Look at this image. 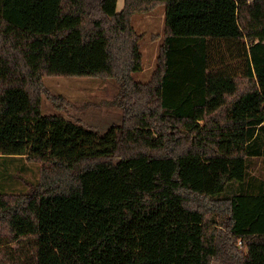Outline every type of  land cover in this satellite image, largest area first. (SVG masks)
<instances>
[{
  "label": "trees",
  "instance_id": "1",
  "mask_svg": "<svg viewBox=\"0 0 264 264\" xmlns=\"http://www.w3.org/2000/svg\"><path fill=\"white\" fill-rule=\"evenodd\" d=\"M197 1L0 0V264H213L228 237L264 264V0H235L233 32L170 31L134 77L133 16ZM53 76L115 80L121 122L44 113Z\"/></svg>",
  "mask_w": 264,
  "mask_h": 264
},
{
  "label": "rangeland",
  "instance_id": "2",
  "mask_svg": "<svg viewBox=\"0 0 264 264\" xmlns=\"http://www.w3.org/2000/svg\"><path fill=\"white\" fill-rule=\"evenodd\" d=\"M125 0H118V11H121ZM206 6L204 16L197 19L172 21V16L186 6ZM132 24L139 34L143 35L141 50L143 68L135 73V79L147 83L151 80L156 68L159 48L164 36L170 31L179 34H213L236 31L237 10L235 0H200L197 2H178L171 6H159L150 13H137ZM117 82L111 78H73L53 76L43 78L38 90L42 93L44 113H64L79 120L82 124L105 130L112 123H120L121 110L114 104L118 95ZM19 184L15 191H30L32 183L42 177L41 164L20 161ZM224 233L228 231L220 225L216 226ZM218 230V229H217ZM226 240L228 244H221ZM223 238L216 244L217 258L213 264H238L239 257L246 248L242 240ZM218 243V242H217Z\"/></svg>",
  "mask_w": 264,
  "mask_h": 264
}]
</instances>
